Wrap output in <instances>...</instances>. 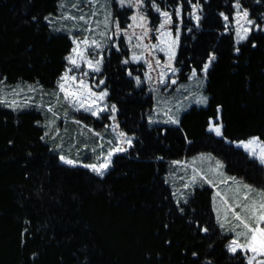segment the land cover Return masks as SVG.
<instances>
[{
  "label": "trees",
  "instance_id": "16d2710c",
  "mask_svg": "<svg viewBox=\"0 0 264 264\" xmlns=\"http://www.w3.org/2000/svg\"><path fill=\"white\" fill-rule=\"evenodd\" d=\"M60 1L0 0V81L56 87L73 48L70 34L48 22ZM144 2L153 27L161 22L154 3L171 11L175 22V8L182 6L179 72L171 88L188 81L193 70L201 72L215 55L204 81L209 104H193L178 124H151L155 98L129 74H141L139 65L130 62L123 40L120 50L108 49L93 85L109 91L121 129L135 141L101 177L63 164L56 148L62 135L63 153L75 157L94 148L97 137L87 127L63 118V133L54 139L45 107L0 103V264H247L245 253L228 250L233 235L216 219L214 187L202 184L179 196L169 176L176 161L211 153L229 175L264 187L257 160L226 142L252 136L264 141V0ZM236 2L253 21L240 43L230 27ZM193 4L202 7L199 25L191 16ZM114 15L126 27L131 9L115 6ZM76 116L96 127L102 123ZM219 116L222 137L208 131Z\"/></svg>",
  "mask_w": 264,
  "mask_h": 264
},
{
  "label": "rangeland",
  "instance_id": "374dc122",
  "mask_svg": "<svg viewBox=\"0 0 264 264\" xmlns=\"http://www.w3.org/2000/svg\"><path fill=\"white\" fill-rule=\"evenodd\" d=\"M237 3L238 2L235 3V13L230 27L235 29L236 41L237 43H240L245 39L240 40L237 36V32L244 35V30L248 29L246 33V37H248L252 28V23H248L250 20L248 17L243 18L242 15H240V13L246 10L242 8L240 3V8L237 9ZM115 6H118L120 9H131V15L129 18L130 22L126 25V27H122L118 18L115 17ZM144 6V0L142 4L140 3V0H125L123 6L121 5L120 0H61L58 12L55 15L48 17V22L52 24L54 30L57 32L66 31L70 34V38L73 42V48L69 56H73L77 59L79 67L69 63L67 59L69 56L66 58L68 65L65 73H67L69 77L75 76L76 80H69L65 84V87L69 88L71 91L79 90L82 93L81 98L84 100L85 107H80L79 102L73 105L64 98L65 93L60 91L59 84L63 82L61 78L65 75V73L58 79L56 87L51 91L45 90L39 85L34 84L11 85L5 83L4 81H0V101L7 102L4 104L11 105L12 102L15 101V105L11 106L13 108H26L34 106L41 109L45 107L49 114L47 117L48 131L50 132V136L54 137V139L58 134L60 135L63 133V118L66 117L72 121L76 120L79 122V125L81 124L83 127H87L88 131L97 137L98 142L96 143V146L94 145V148H83L81 153H79L80 155L74 157L66 152L63 153L62 135V138H60L56 147L58 149L59 156L75 161V165L83 166L86 164H96L99 166V164L105 162V159L108 158L111 153V162L105 171L106 174L112 166L114 156L118 153L127 152L128 149L134 145L135 137L126 133L120 127L117 116L118 108L115 104H109V91L93 85L94 75L96 76L97 73H100L103 68L105 52L111 47L116 50H120L119 44L122 40L129 49L130 62L138 64L139 71L141 72V74L136 75L129 72L130 76L133 77L136 82L137 78H139V83L137 84H144L147 87L148 93L152 94L155 98L153 112L150 115L151 124H153V122L154 124H160L161 122L167 125L178 124L173 123L172 121L176 120L179 122L181 112L184 113L193 104L202 106H207L209 104V96L205 92L204 88V81L207 72L205 73L203 70L201 72L193 70L195 75H193L192 72L188 81L181 83L176 88L174 87L175 89L171 88V78L179 72L175 61L181 40V30L183 27L182 6L179 5L175 8L176 16L178 18V22H175L172 19L171 11L162 9L157 3H154V8L160 9L158 12L161 16V22L156 27H153L151 24L150 17L144 14ZM192 6L193 10L191 16L193 17L195 24L199 25V21L202 17V7L201 5L194 4ZM163 12H168L171 17V21L167 24L164 23L165 17L162 15ZM80 16H84V20H80ZM141 16L144 17L143 21L140 19ZM68 17H74L75 19H69ZM133 17H136V19L134 20ZM197 17H199L198 20ZM224 17H227V20L224 19V21L227 25H229L230 21L228 16L223 14V18ZM161 25H163V27H161ZM168 33L171 35H167ZM84 40H88L89 43L87 45L80 43V51L84 54V58L81 59L75 55L73 49L77 47V43ZM93 41H95V44ZM96 44H98L99 47H96ZM154 45L156 46L155 48L153 47ZM161 49L164 50L161 51ZM134 56L137 57V59H133ZM212 57L215 58V55L211 54L206 63L208 65L207 71L211 66V62L213 60L211 59ZM86 60H91L93 65H95L97 60H99L100 71H93L92 68L85 62ZM157 61L159 63H157ZM149 65H151V67H149ZM69 69H71V71H69ZM172 69H176V71L173 72ZM162 71L165 73L163 83L161 82ZM81 79H83L85 84H87L88 89H90L92 93L96 94L95 96H89L87 90L80 89L79 82ZM102 92L107 93V95L100 100L98 97ZM89 106H91L93 111L96 112V115H93L92 112L86 110ZM55 113H57L56 116H54ZM76 114L78 116L80 115V117L82 115L84 117H89V121L101 120L102 123L96 127L93 124H88L83 120L76 119ZM212 125L220 126L222 131L223 124L220 116L217 119H211L208 129H210ZM121 133L124 135L121 136ZM129 139L131 140L130 146L126 142ZM251 139L253 138L237 141L234 143V146L246 152L241 144L242 142L246 143ZM259 141L264 143V141L260 138ZM87 145L89 146L88 143ZM82 147L83 145L78 146L77 150H81ZM118 147L124 148L125 151H115ZM246 153L250 158H253L248 152ZM201 156H210L213 159H198ZM194 160L195 163H193ZM217 160L221 162L223 167L213 171V169H216ZM176 162L173 164L169 178L174 182L173 185L178 188L175 190L179 193V196L184 194V191L186 190H192L193 192L197 186L202 184L209 185L208 183L200 180V176H206L208 179H211L218 185L217 187H214L212 200L216 219L224 222V227H220L233 235L232 240L238 239L236 233L230 231V229L236 225L238 221L233 219L231 212H228L226 216L225 205L221 202L220 197L216 195L217 192H220L222 195L227 194L228 203L235 207V201H233L232 197L233 195H236L237 186L233 184L230 179L227 180L226 183H220L222 179L235 177L226 172L225 163L211 153L197 154L189 157L185 161L182 160L178 161L179 163ZM257 162L259 163L258 160ZM261 166L264 169V165ZM88 169L92 171L90 168ZM195 170L199 171L200 176L197 177V181L195 183H190ZM220 173H223V176H221ZM235 178L242 181V183H246L243 178ZM186 184L189 186L185 187ZM253 188L256 190H264V187L262 189L256 187ZM229 189H231V191H229ZM243 194L244 190L241 188L239 194L236 195V199L241 200ZM259 199L260 197L253 192L249 194L248 201L241 200V203H248L253 200L259 201ZM217 208H219V218L217 217ZM235 211L240 213L242 216L245 215L241 212L239 207H235ZM218 223L220 224V222ZM249 223H251V221H249ZM242 230V227L236 229L237 232ZM239 242L244 243L243 237L239 238ZM246 255L248 260V256L252 255V253L249 252ZM258 259H264V257H258Z\"/></svg>",
  "mask_w": 264,
  "mask_h": 264
},
{
  "label": "snow or ice",
  "instance_id": "6c2138e0",
  "mask_svg": "<svg viewBox=\"0 0 264 264\" xmlns=\"http://www.w3.org/2000/svg\"><path fill=\"white\" fill-rule=\"evenodd\" d=\"M121 5L123 6L125 3V0H120ZM140 3H143V0H140ZM134 6V5H133ZM237 9L240 8L239 3H237L236 5ZM157 11H160L159 8L156 9ZM162 15L165 17V21L164 23L167 24L171 21V17L169 15L168 12H163ZM240 15H242L243 18H247L248 17V12L247 11H243L242 13H240ZM69 19H75L74 17H68ZM80 20H84V16H80L79 17ZM133 19L135 20L136 17H133ZM140 19L143 21L144 17L141 16ZM199 19V17H197V20ZM225 20H227V17H224ZM249 24L252 23V21H248ZM142 26V25H141ZM161 27H163V25H161ZM248 29H245L244 32L245 34L242 35L240 32H237V36L240 40L246 39V33H247ZM167 35H171L170 33H168ZM142 39V37H141ZM80 43H83L85 45H87L89 42L88 40H84L82 42L77 43V47L75 49H73V52L75 53L76 56L80 57L81 59L84 58V54L83 52L80 51ZM93 43L95 44V41H93ZM96 47H99L98 44H96ZM154 48L156 47L155 45L153 46ZM164 49H161V51H163ZM68 61L70 64L75 65L76 67H79V64L77 63V59H75L73 56H69ZM133 59H137V57H133ZM211 59H214V57H212ZM89 67L92 68L93 71L95 72H99L100 71V61L97 60L95 65H93V62L91 60H86L85 61ZM124 63H128V61H124ZM157 63H159L157 61ZM149 67H151V65H149ZM207 68L208 65L206 64L204 66V68L202 69L205 73L207 72ZM69 71H71V69H69ZM173 72L176 71V69H172ZM86 75V73H85ZM193 75H195V72H193ZM165 76V73L162 71L161 72V77L162 80L161 82L163 83V77ZM150 79V77H149ZM61 80L63 82H61L59 84V89L61 92L65 93V99L68 100L70 103H72L73 105H75L77 102H79L80 107H85L84 105V100L81 98L82 93L77 90V91H71L69 88L65 87V84L69 81H75L76 77L72 76L69 77L67 75V73H65V75L61 78ZM102 83V81H101ZM137 83H139V78H137ZM171 83H175V80L171 81ZM80 85V89H85L88 91L89 96H95V93H92L90 89H88L87 84H85L84 80L81 79L79 82ZM107 93L102 92L98 99L102 100L104 98V96H106ZM0 103H7L6 101H0ZM15 105V101L12 102L11 105L8 106H13ZM87 111L92 112L93 115H96V112L93 111L92 107L89 106L86 108ZM114 110V107H113ZM173 123H178V121L173 120ZM210 131L214 132L217 136L222 135V131H221V127L217 126V125H212L209 129ZM121 136H123L124 134L121 133ZM129 146L131 145V140H127L126 141ZM241 146L244 148V150L246 152H248L253 158L257 159L259 161V163L261 165H264V143L259 141V138H253L249 141H247L246 143L242 142ZM115 151L119 152V151H125L124 148H116ZM111 153L109 154V157L105 159L104 163L99 164V166H97L96 164H86L83 165L84 167L90 168L93 172H95L97 175L99 176H103L105 174V171L107 170L110 162H111ZM198 159L200 160H204V159H208L211 160L213 159L212 157H199ZM60 160L67 165H72L75 166L76 162L73 160H69L66 159L65 157L61 156ZM179 163V162H176ZM193 163H195V160L193 161ZM223 167V165L221 164L220 161H216V169H213V171H216L218 169H221ZM221 176H223V173H220ZM200 176L199 171L195 170L194 174L192 176V180L190 183H195L197 181V177ZM231 180L233 182V184H235L237 186L236 189V195L239 194L240 189L242 188L244 190V194L241 197V200L243 201H248L249 198V194L255 192L256 195L258 197H260L259 201L253 200L251 202L248 203H241V200H237L236 199V195H233L232 199L233 201H235V207H239L241 209V212L244 213L245 215L242 216L240 213H237L235 211V207L232 204L228 203V197L227 194L222 195L220 192H217L216 195L220 197L221 202L225 205V214L227 216L228 212H231L233 219H235L236 221H238V223L236 225H234L230 231L235 232L236 236L238 239L236 240H232L231 243L228 245V250L230 252L236 253L237 251H240L242 253H252V255L248 256V260H247V264H264V259H258V257H264V190H256L254 189L252 186L246 184V183H242V181L237 180L235 177H228L225 179H222L220 181V183H226L227 180ZM200 180L208 183L209 185H212L213 187H217L218 185L216 183H214L211 179H208L206 176H200ZM189 185L186 184L185 187H188ZM229 191H231V189H229ZM217 212V217L219 218V208L216 209ZM249 221H251V223H249ZM220 222V226L224 227V222L223 221H218ZM242 227V231L237 232L236 229ZM203 231H207V228H203ZM243 237L244 239V243H240L239 242V238Z\"/></svg>",
  "mask_w": 264,
  "mask_h": 264
},
{
  "label": "crops",
  "instance_id": "0c3cea01",
  "mask_svg": "<svg viewBox=\"0 0 264 264\" xmlns=\"http://www.w3.org/2000/svg\"><path fill=\"white\" fill-rule=\"evenodd\" d=\"M252 24H253V21H252ZM180 120V119H179ZM161 123H163V122H161ZM179 123V122H178ZM209 130V129H208ZM223 130V129H222ZM210 131V130H209ZM221 136H223V134L222 135H220V137ZM257 136H252V137H250V138H256ZM257 138H259V137H257ZM249 139V138H248ZM248 139H245V140H248ZM243 141V140H242ZM226 142H228V143H236V142H232V141H230L229 139H226Z\"/></svg>",
  "mask_w": 264,
  "mask_h": 264
}]
</instances>
